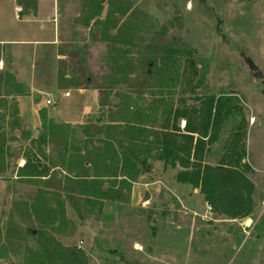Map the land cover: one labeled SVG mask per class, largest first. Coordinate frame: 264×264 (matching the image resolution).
Listing matches in <instances>:
<instances>
[{
    "label": "rangeland",
    "instance_id": "1",
    "mask_svg": "<svg viewBox=\"0 0 264 264\" xmlns=\"http://www.w3.org/2000/svg\"><path fill=\"white\" fill-rule=\"evenodd\" d=\"M90 1L54 3L66 60L80 76L93 77L84 93L59 89L56 46H40L34 56L32 45H7L8 72L16 70V79L24 80L31 90V69L35 75L41 70L44 85L39 87L43 89L39 107L49 110L65 127L46 129L39 114L38 126V105L31 95L21 99L27 123L18 121L16 98L8 95L9 89H2L0 136L4 139L0 140L11 157L9 170L0 177V264H32L45 242L39 231H47L64 246L85 251L86 264H264V78H257L250 69V64L256 65L264 75V0H102L101 13L94 12ZM39 2L41 15L50 16L53 0ZM121 3L129 4V16L118 13ZM16 4L0 0V38L35 37L27 29L15 34L17 15H21ZM107 13L111 17L118 13L127 22L129 30H123L130 44L102 38V25L94 20H104ZM116 33V29L109 31L110 36ZM166 43L172 44L168 52L174 56L162 61L166 54H159L158 48ZM119 51L130 58V85L138 81L151 53L159 58L158 65L151 64L149 81L154 88L131 94L128 84H118L110 98L114 109L122 101L117 96L122 91L138 105L163 99L173 107L200 112L210 96L233 98L237 108L210 144L204 162L215 169L213 180L221 184L214 200L200 187L178 181L183 169L179 164L166 168L163 162L152 161L150 169L133 183L131 193L124 191V201L93 197L89 201L81 196L82 217L65 193L44 192L41 180L31 183L16 176L29 154H37L47 165H58L56 171L64 173V141L82 144L80 126L100 119V99L106 94L96 87L109 82L112 60L119 57ZM169 70L179 71L173 92L160 87L173 82ZM66 91L71 96L66 97ZM47 98L56 104L47 105ZM85 112L92 114L81 122ZM186 121L179 120L180 133H187ZM43 133L48 139L41 146L44 156L32 143ZM233 171L245 180L226 178ZM216 174L221 178L218 181ZM111 179L103 178L104 188ZM245 181L247 186L240 185Z\"/></svg>",
    "mask_w": 264,
    "mask_h": 264
},
{
    "label": "trees",
    "instance_id": "2",
    "mask_svg": "<svg viewBox=\"0 0 264 264\" xmlns=\"http://www.w3.org/2000/svg\"><path fill=\"white\" fill-rule=\"evenodd\" d=\"M90 2L89 6L94 8V12L101 13L104 9L102 0H91ZM121 2L125 3V1ZM124 3L118 5L116 9L120 15L129 16L130 6ZM28 9L24 7L22 14L28 12ZM112 13H107L104 20L101 18L94 20V24L102 25L104 34L102 38L130 44V37H127L123 30L125 28L129 30L127 22L119 19L118 13L117 17H111ZM111 29L117 30L116 35H109ZM171 47L172 44L166 43L161 45L160 49L158 48L161 50L159 54H166L162 55L160 60L164 61L168 56L170 58L174 56L168 52ZM119 53V57L112 60L114 68L108 75L109 82L101 87L96 85L98 89L103 88L106 94L100 99V113H102L100 118H103V123L99 118L84 122V125L80 126L84 141L80 145H68V141H64L63 154L67 166L64 173L56 171L59 168L58 165H47L38 159L37 154L33 156L29 154L26 155L23 166L17 168L16 176L20 180L31 183L41 180L45 185L44 192L56 190L59 195L61 192L65 193L72 207L82 217L84 212L80 203L81 196H85L89 201L91 197L100 201H124V191L131 193L133 183L142 173L150 169L152 161L163 162L166 168H175L179 164L183 169L178 173V181L200 187L209 200H214L221 184H216L213 180L215 169L204 162L209 153L210 144L237 108L232 104L233 98L210 96L207 98L204 110L200 112L190 107H173L171 103L163 99L138 105L131 95L122 91L117 93V96L121 95L122 101L115 104L114 109L110 104V98L113 89L118 84H128V89H133L131 94H141L142 90L154 88L149 81L153 71L151 64L158 65L159 58V54L151 53L153 57H148L147 66L138 81L130 85V70L128 69L130 58H127L126 54L121 51ZM67 55L62 47H59V89H82L91 86L94 82L93 77L90 74L80 76L79 73L74 72L75 68L66 60ZM1 56L2 46L0 45V60ZM169 72L173 74L170 76V79H174L173 82L160 85V87H166L172 91L178 83L179 71L169 70ZM3 88L9 89L8 95L16 98L14 111L19 121L18 98L28 96L30 92L17 81L12 73L0 70V97ZM39 115L46 129L54 131V129L65 127L49 118L46 109H41ZM181 118L187 120L185 126L187 133H180L178 122ZM65 125L75 130L74 126ZM46 140H48L47 133H43L37 141H32L39 146L43 156L41 146L47 142ZM243 153L245 154L244 150L241 154L239 153V158H242ZM10 157L8 147H5L0 140V177L9 170ZM215 176H217L216 181L221 179L219 174ZM221 176L226 177L224 174ZM228 176L226 178H234L235 181L238 178L245 180L239 171H233ZM103 178H112L106 188L102 182ZM241 184L247 186L246 181ZM249 185L251 188V184ZM38 233L45 242H42L40 251L36 253L32 264H86L87 256L82 249L62 245L47 231Z\"/></svg>",
    "mask_w": 264,
    "mask_h": 264
},
{
    "label": "crops",
    "instance_id": "3",
    "mask_svg": "<svg viewBox=\"0 0 264 264\" xmlns=\"http://www.w3.org/2000/svg\"><path fill=\"white\" fill-rule=\"evenodd\" d=\"M15 2H17V6L16 9L18 10L19 13H21V15H17V19H16V23L14 26V32L15 34L20 33L22 35V30L23 29H27L29 31L30 36H35V37H30V38H0V45L2 46V56H1V60H0V70H4V71H9L7 70V61L5 59V51L7 49V45H32V49H33V54L34 56L36 54H38V50L40 48V46H44V45H54L56 46L55 52H56V61H57V75H56V80H57V85H58V60L60 58L59 56V47H60V27H59V16H57L55 14V4L57 2V0H53V4H54V10L53 12L50 14V16H42L41 15V3L39 2V0H21V2H19V0H15ZM28 7V12H24V14H22V10L23 8ZM54 13V15H52ZM13 27H10V29H12ZM17 53L15 54V58L14 61L16 60L17 57ZM41 70L38 71V75L34 74V67L31 69V74H30V84H31V90L28 88V86L25 85V81H18L20 83H22L30 92V95L34 97L35 103H37L38 108H37V118L36 123L38 126H40V123L38 122L39 118V111L42 109L41 107H39V96L42 97V93H43V89L39 88L41 86H43L44 84H41V82L43 81V77L40 75ZM11 73L17 77L18 72H16V70L12 71ZM81 92H85L87 90V88H82L80 89ZM97 92V97L99 99V91L97 89H95ZM67 92V91H66ZM66 92H65V96H66ZM33 94V95H32ZM71 96V94L69 95ZM66 96V97H69ZM25 97V96H24ZM21 99L22 97L18 98V109H19V116L20 119H22L25 123H27L25 121L23 112L21 110ZM98 109V108H97ZM92 114L91 112H85L83 114L82 117V121L89 115ZM48 115L49 118H51L52 120L55 121V117L54 115H52V113L48 110ZM100 120H102L101 123H103V118H100ZM56 123H58L57 121H55ZM80 122V123H81ZM187 123V121H186ZM60 124V123H59ZM21 166H23V164H21Z\"/></svg>",
    "mask_w": 264,
    "mask_h": 264
},
{
    "label": "water",
    "instance_id": "4",
    "mask_svg": "<svg viewBox=\"0 0 264 264\" xmlns=\"http://www.w3.org/2000/svg\"><path fill=\"white\" fill-rule=\"evenodd\" d=\"M250 69L252 70L253 74L259 78V79H263L264 75L263 73L260 71L259 67L253 64H250Z\"/></svg>",
    "mask_w": 264,
    "mask_h": 264
},
{
    "label": "built area",
    "instance_id": "5",
    "mask_svg": "<svg viewBox=\"0 0 264 264\" xmlns=\"http://www.w3.org/2000/svg\"><path fill=\"white\" fill-rule=\"evenodd\" d=\"M69 95H70V92L67 91V92H66V96H69ZM46 104H47V105H55V104H56V101H55V100H52V99H50V98H47V99H46Z\"/></svg>",
    "mask_w": 264,
    "mask_h": 264
}]
</instances>
